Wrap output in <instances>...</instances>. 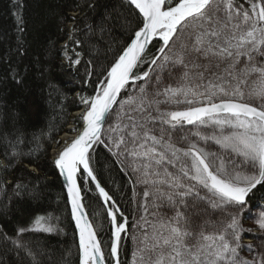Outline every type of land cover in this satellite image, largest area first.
Listing matches in <instances>:
<instances>
[{"label":"snow or ice","instance_id":"obj_1","mask_svg":"<svg viewBox=\"0 0 264 264\" xmlns=\"http://www.w3.org/2000/svg\"><path fill=\"white\" fill-rule=\"evenodd\" d=\"M22 6L15 4L21 58L28 55ZM87 6L94 18L85 22L86 41L73 39L77 29H70L76 47L73 55L67 45L64 51L70 66L84 68L80 83L90 81L93 93L80 96L82 128L54 158L78 234V264H121L122 234L129 232L119 208L107 212L113 230L106 257L85 211L78 182L85 175L105 204L112 200L91 167L99 145L143 185L145 212L149 203L153 208V219L141 216L136 224L132 264H264V255L242 258L243 251H256L242 243L251 232L244 214L264 231V0H118L99 15L97 0ZM153 41L160 44L149 57ZM81 43L107 45L114 54L102 64L83 61ZM51 50L35 53L31 65L10 66L12 81L27 89L32 68L39 79L50 76L43 61ZM46 87L49 100L60 91L51 79ZM14 132L23 142L22 129ZM31 197L38 201L40 194ZM57 231L51 217L36 215L11 243L43 264L37 257L47 250L25 234Z\"/></svg>","mask_w":264,"mask_h":264},{"label":"trees","instance_id":"obj_2","mask_svg":"<svg viewBox=\"0 0 264 264\" xmlns=\"http://www.w3.org/2000/svg\"><path fill=\"white\" fill-rule=\"evenodd\" d=\"M89 2L0 0V264H33L32 257L17 249L11 241L16 238L17 228L29 224L36 215L51 217L58 229L52 235L25 234L47 250L46 257L37 259H43V264H78L77 232L64 186L53 168L50 152L71 123L75 122L76 129L80 127L81 119L74 120L73 115L85 109V106L76 99V93L80 96L93 93L90 81L80 83L84 79V68L64 62L65 45L69 49L68 55H73L71 49L76 47L69 39V30L77 29L72 34L73 39H87L84 36L85 22L94 18L87 6ZM16 3L23 5L20 14L27 29L28 55L23 58L16 51L17 38L22 35L17 27ZM97 3L96 15H99L105 4L113 6L118 0H97ZM50 42H54V46ZM159 44V41H155L151 45L149 57L156 52ZM50 46L51 53L43 61L51 66L50 76L46 74L45 79H39L37 70L32 68L26 77L27 89L19 88L9 76L10 66L23 68L25 64L31 65L33 55L37 52L43 54ZM113 47L118 49L120 41ZM77 50L81 51L83 61L94 58L95 62L101 64L105 56L114 54L107 50V45L90 49L86 43H81ZM147 67L145 64L140 70ZM47 79L55 81L60 88V91L53 92L51 100L48 99ZM111 120L114 122L115 117H111ZM17 128L24 133L23 142L15 140L14 130ZM91 167L101 186L112 197V202L128 217L129 232L122 235L120 258L121 264H132V254L136 249L133 234L139 235L136 224L141 216L147 215L148 219H153V208L149 203L145 212L142 207L146 203L142 196L143 185L135 184L130 169L124 165L126 170L122 171L121 163L103 145L95 147ZM80 182L87 211L108 256L113 230L111 219L93 183L86 175ZM34 191L40 194L38 201L31 197ZM114 204L111 208L115 211ZM162 210L169 211L167 208ZM117 216L121 218L119 213ZM247 216L246 212L243 221ZM259 250L264 255V247H259Z\"/></svg>","mask_w":264,"mask_h":264},{"label":"rangeland","instance_id":"obj_3","mask_svg":"<svg viewBox=\"0 0 264 264\" xmlns=\"http://www.w3.org/2000/svg\"><path fill=\"white\" fill-rule=\"evenodd\" d=\"M186 38V37H184ZM180 40L177 41V47L179 46ZM253 103H255V101H251ZM74 118L77 119V115H74ZM75 124L71 123L70 127H69V131L73 128H75ZM68 131V132H69ZM72 132V131H71ZM60 139H58L57 142H59ZM254 216L258 217V212L254 214ZM242 224L243 227L245 229H251V232H245L244 233V239L242 240V243L244 245H253L256 247V251H253L252 253H248L246 250L243 251L242 253V257L244 259H259L262 254V252L259 250V247H264V231H261L258 227L257 224L255 222V220L249 216H247V218H245V220H242ZM97 231V230H96Z\"/></svg>","mask_w":264,"mask_h":264},{"label":"bare ground","instance_id":"obj_4","mask_svg":"<svg viewBox=\"0 0 264 264\" xmlns=\"http://www.w3.org/2000/svg\"><path fill=\"white\" fill-rule=\"evenodd\" d=\"M64 62L65 63H67V60L66 59H64ZM122 96H123V94H122ZM75 97H76V99L80 102V95L78 94V93H76V95H75ZM82 104V103H81ZM82 106L84 107V105L82 104ZM85 108V107H84ZM83 112H84V109H82L81 111H79V112H76V113H74V115L76 116L77 115V118H80L81 119V116L83 115ZM74 115H73V119L75 120L76 118H74ZM75 123V122H74ZM73 123V124H74ZM82 120H81V124H80V127L78 128V129H76V127L75 128H73V129H71L70 131H69V127H68V131L66 132V133H64L59 139H60V141L59 142H56L53 146H52V149H51V152H50V157H51V162H52V165H53V168L55 169V166H54V158L57 156V154H58V152L61 150V146L64 144V142L65 141H67V142H71V140L72 139H74L77 135V132H79V130L81 129V127H82ZM107 127V124H105V128ZM72 131V132H71ZM102 138H105V137H102ZM31 170H34V168H31ZM55 171H56V169H55ZM56 174L58 175V173H57V171H56ZM59 177V176H58ZM88 178V177H87ZM89 179V178H88ZM92 183H93V185L95 186L96 185V183H94L91 179H89ZM79 181V183L81 184V182H80V180H78ZM98 181V180H97ZM99 182V181H98ZM101 185V184H100ZM82 186V185H81ZM96 187V186H95ZM65 189V188H64ZM97 189V188H96ZM97 191H98V189H97ZM106 191V190H105ZM66 192V191H65ZM98 193H99V191H98ZM66 196H67V194H66ZM82 196H83V200H84V203H85V197H84V193H83V190H82ZM101 199H102V201H103V198L101 197ZM103 203H104V206H105V208H106V210H107V212L108 211H114L112 208H111V205H113L114 203L112 202V200L111 201H109L108 202V204H105V202L103 201ZM69 204V203H68ZM86 205V204H85ZM114 206H115V208H117V206L114 204ZM69 208H70V206H69ZM86 209H87V207H86ZM120 215V214H119ZM73 221V220H72ZM123 235V234H122ZM102 247H103V245H102ZM103 249H104V247H103ZM104 252H105V250H104ZM105 255H106V252H105ZM106 257H107V255H106Z\"/></svg>","mask_w":264,"mask_h":264},{"label":"water","instance_id":"obj_5","mask_svg":"<svg viewBox=\"0 0 264 264\" xmlns=\"http://www.w3.org/2000/svg\"><path fill=\"white\" fill-rule=\"evenodd\" d=\"M155 41H153V43H154ZM151 47V45L149 46V48ZM149 48H148V50H149ZM123 94V93H122ZM82 128V127H81ZM79 134V132H77V134L76 135H78ZM56 169V168H55ZM56 171H57V173H58V170L56 169ZM58 176H59V178H60V180H61V182H62V184H63V186H64V188H65V191H66V194H67V190H66V182H65V180H64V178L62 177V176H60L59 174H58ZM90 179V178H89ZM79 182V181H78ZM94 182V181H93ZM94 183H96V182H94ZM83 203H84V200H83ZM85 204V203H84ZM69 206H70V204H69ZM85 211L88 213V211H87V209H86V205H85ZM88 216H89V213H88ZM89 219H90V221H92L91 220V218H90V216H89ZM73 223H74V221H73ZM93 223V222H92ZM74 226H75V224H74ZM93 226H94V224H93ZM94 228H95V226H94ZM95 230H96V228H95ZM76 232H77V230H76ZM97 235H98V233H97ZM77 237H78V234H77ZM98 239H100L99 238V236H98ZM102 244V243H101ZM103 248V247H102ZM104 250V249H103Z\"/></svg>","mask_w":264,"mask_h":264}]
</instances>
